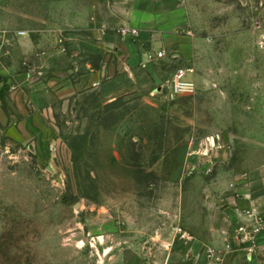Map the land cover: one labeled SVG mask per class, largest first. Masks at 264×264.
<instances>
[{
	"label": "rangeland",
	"instance_id": "obj_1",
	"mask_svg": "<svg viewBox=\"0 0 264 264\" xmlns=\"http://www.w3.org/2000/svg\"><path fill=\"white\" fill-rule=\"evenodd\" d=\"M80 1L0 0V264L166 263L264 175V0H170L136 81L95 86Z\"/></svg>",
	"mask_w": 264,
	"mask_h": 264
},
{
	"label": "crops",
	"instance_id": "obj_2",
	"mask_svg": "<svg viewBox=\"0 0 264 264\" xmlns=\"http://www.w3.org/2000/svg\"><path fill=\"white\" fill-rule=\"evenodd\" d=\"M81 0L80 9L75 11L76 19L84 26L78 29L75 37L84 45V51L93 55H103L101 69L95 64H86L91 69L92 86L99 85L104 78L111 79L113 74L124 73L130 81H136V68L150 63L144 53V41L155 43L157 36L164 33L163 25L168 23L170 0H96L89 5ZM86 22V23H85ZM121 25H129L139 31L137 39L124 40L118 34ZM194 40L190 39L193 47ZM154 46V44H152ZM188 58L191 59L190 56ZM146 60V62H145ZM143 63V64H142ZM194 74L191 75L196 83ZM253 144L263 146L262 140ZM221 146V145H220ZM263 172L250 173L245 179L237 182L231 178L221 183L222 196L219 198V213L215 225L204 226L200 232L211 234L204 240L193 237L192 242H185L169 253V257L161 264H209L208 249L216 248L222 253V264H264V238L260 250L251 254L245 250L225 252L228 238H232L240 222L243 210L253 209L264 215V175ZM217 222V223H216ZM228 233V236L225 233ZM184 250L182 251V249Z\"/></svg>",
	"mask_w": 264,
	"mask_h": 264
},
{
	"label": "built area",
	"instance_id": "obj_3",
	"mask_svg": "<svg viewBox=\"0 0 264 264\" xmlns=\"http://www.w3.org/2000/svg\"><path fill=\"white\" fill-rule=\"evenodd\" d=\"M122 38H136L139 36L137 29L129 26H123L118 30ZM159 57H163L164 53L160 52ZM153 59V56H150ZM193 68L177 69L171 78L168 87V96L176 99L180 96L191 95L197 90L196 83L189 78L194 74ZM225 235L228 236L226 232ZM264 238V215L253 209L243 210L240 213V222L238 223L232 238L227 239L225 252L235 250H245L254 254L260 250L262 239ZM207 260L209 264H222V253L216 248L208 249Z\"/></svg>",
	"mask_w": 264,
	"mask_h": 264
}]
</instances>
